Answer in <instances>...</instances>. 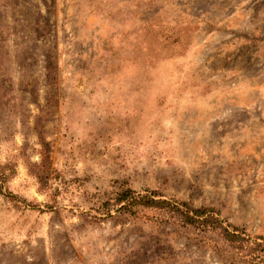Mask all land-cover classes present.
I'll return each mask as SVG.
<instances>
[{
    "label": "rangeland",
    "instance_id": "1",
    "mask_svg": "<svg viewBox=\"0 0 264 264\" xmlns=\"http://www.w3.org/2000/svg\"><path fill=\"white\" fill-rule=\"evenodd\" d=\"M126 190L264 238V0H0V264H226Z\"/></svg>",
    "mask_w": 264,
    "mask_h": 264
},
{
    "label": "trees",
    "instance_id": "2",
    "mask_svg": "<svg viewBox=\"0 0 264 264\" xmlns=\"http://www.w3.org/2000/svg\"><path fill=\"white\" fill-rule=\"evenodd\" d=\"M47 71L52 62L47 57ZM43 147V160H47L49 147L40 137ZM41 181L42 176L37 177ZM154 193L139 194L131 190L123 191L117 197V203H124L122 209L130 213H138L140 209L157 211L165 222H175L182 227H189L198 231V237L213 243L217 253H222L223 262L226 264H264V238L253 237L236 227L224 225L214 212L202 208H190L186 204L173 205L166 200L156 199ZM183 207L184 209H181ZM202 234L205 236H200Z\"/></svg>",
    "mask_w": 264,
    "mask_h": 264
}]
</instances>
